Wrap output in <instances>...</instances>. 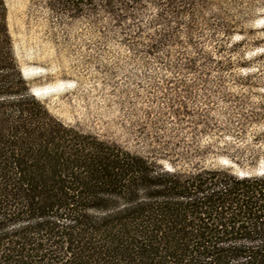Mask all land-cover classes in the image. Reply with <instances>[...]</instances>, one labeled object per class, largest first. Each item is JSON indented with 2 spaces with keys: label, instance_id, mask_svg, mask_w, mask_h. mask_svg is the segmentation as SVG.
<instances>
[{
  "label": "trees",
  "instance_id": "1",
  "mask_svg": "<svg viewBox=\"0 0 264 264\" xmlns=\"http://www.w3.org/2000/svg\"><path fill=\"white\" fill-rule=\"evenodd\" d=\"M47 4L67 18L104 14L120 26L149 12L164 30L155 49L193 22L214 20L225 35L230 21L252 17L254 1ZM34 95L0 0V264H264V171L167 167L64 124ZM207 153L227 151L177 154Z\"/></svg>",
  "mask_w": 264,
  "mask_h": 264
},
{
  "label": "rangeland",
  "instance_id": "2",
  "mask_svg": "<svg viewBox=\"0 0 264 264\" xmlns=\"http://www.w3.org/2000/svg\"><path fill=\"white\" fill-rule=\"evenodd\" d=\"M253 1L225 35L214 20L193 22L155 49L164 30L146 11L120 26L67 18L48 0L5 3L16 62L54 117L167 167L242 175L264 171V10ZM208 147L227 153L177 154Z\"/></svg>",
  "mask_w": 264,
  "mask_h": 264
}]
</instances>
